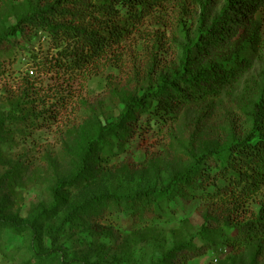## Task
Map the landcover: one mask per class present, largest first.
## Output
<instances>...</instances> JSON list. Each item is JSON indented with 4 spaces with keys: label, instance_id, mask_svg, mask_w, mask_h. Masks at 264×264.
Listing matches in <instances>:
<instances>
[{
    "label": "rangeland",
    "instance_id": "1",
    "mask_svg": "<svg viewBox=\"0 0 264 264\" xmlns=\"http://www.w3.org/2000/svg\"><path fill=\"white\" fill-rule=\"evenodd\" d=\"M46 3L0 0V37L31 6ZM222 5L207 4L206 22ZM140 10L128 32L81 68L49 66L55 51L32 32L10 36L12 51L0 54V264H40L35 251L52 246L71 264H181L176 254L187 242L197 244L193 237L206 221L227 216L232 226L258 218L264 188L243 204L226 205L221 216L213 212L215 205L196 198L187 208L171 200L174 209L167 206L153 223H119L114 215L98 220L89 211L64 220L93 195L159 188L188 170L194 155L228 148L251 128L264 84V44L250 51L249 66L233 86L175 105L174 120L146 119L143 138L104 130L116 125L128 100L170 78L184 44L180 23L193 34L200 12L194 0H161ZM217 55L212 49L208 58ZM39 61L44 63L38 66ZM138 117L136 123L145 127V113ZM85 157L87 168L80 174ZM60 261L56 254L45 264ZM183 264H264V239L220 243Z\"/></svg>",
    "mask_w": 264,
    "mask_h": 264
},
{
    "label": "trees",
    "instance_id": "2",
    "mask_svg": "<svg viewBox=\"0 0 264 264\" xmlns=\"http://www.w3.org/2000/svg\"><path fill=\"white\" fill-rule=\"evenodd\" d=\"M210 1L194 0L200 12L193 34L185 23H180L184 44L178 67L170 78L162 77L156 90H147L140 97L128 100L116 125L109 124L105 131L114 128L127 137L137 134L143 138L149 128L146 119L166 117L169 121L174 120L175 105L208 99L234 85L249 66L250 51L264 44V0H221V8L206 22V7ZM159 2L161 0H47L41 8L31 6L25 16L6 28L0 37V54L12 51L10 36H29L32 32L46 38L49 47L55 51L49 66L69 70L81 68L95 62L110 43L118 41L130 30L129 21L141 16V10L137 11L139 7ZM122 9H125L124 13ZM212 49L218 50V55L208 58ZM152 101L155 104L151 108ZM263 110L264 84L257 95L251 128L228 148L209 149L194 155L188 170L159 188L93 195L68 212L64 220L89 211L98 220H107L114 215L115 222L119 223L121 220L130 225L144 221L153 223L164 217L167 206L169 211L174 209L170 205L173 199L186 208L196 204L198 199L215 205L213 212L224 215L228 212L226 205L243 204L264 188ZM133 112L136 114L132 116ZM144 113L145 127L142 122L136 123V120L140 122L138 115ZM86 162L87 157L79 169L80 174L86 170ZM77 178L78 175L74 180ZM100 205L107 209L99 211L96 206ZM258 215L257 219L244 224L236 221L232 226L227 224V216L221 222L218 218L206 221L205 228L193 237L197 244L185 243L176 254L178 259L183 264L199 258L216 250L220 243L227 246L264 239V196ZM3 223L6 222L3 220ZM32 234L37 239L36 229ZM34 254L40 264L50 262L56 254L61 257V264H71L59 247L36 250Z\"/></svg>",
    "mask_w": 264,
    "mask_h": 264
}]
</instances>
